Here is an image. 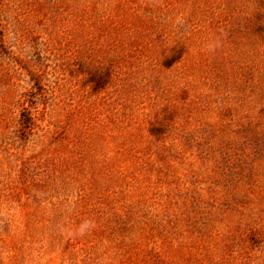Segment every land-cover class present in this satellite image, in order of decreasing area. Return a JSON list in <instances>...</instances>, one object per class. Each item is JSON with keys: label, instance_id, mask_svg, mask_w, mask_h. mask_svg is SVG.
<instances>
[{"label": "rangeland", "instance_id": "374dc122", "mask_svg": "<svg viewBox=\"0 0 264 264\" xmlns=\"http://www.w3.org/2000/svg\"><path fill=\"white\" fill-rule=\"evenodd\" d=\"M0 264H264V0H0Z\"/></svg>", "mask_w": 264, "mask_h": 264}, {"label": "clouds", "instance_id": "9594fccd", "mask_svg": "<svg viewBox=\"0 0 264 264\" xmlns=\"http://www.w3.org/2000/svg\"><path fill=\"white\" fill-rule=\"evenodd\" d=\"M92 223L90 221H85L83 222L80 226H79V229L78 231L81 233V234H84L85 232H87L88 230L91 229L92 227Z\"/></svg>", "mask_w": 264, "mask_h": 264}]
</instances>
